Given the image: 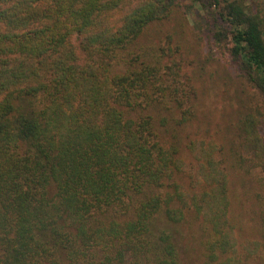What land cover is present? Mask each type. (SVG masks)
Segmentation results:
<instances>
[{"label": "trees", "instance_id": "obj_1", "mask_svg": "<svg viewBox=\"0 0 264 264\" xmlns=\"http://www.w3.org/2000/svg\"><path fill=\"white\" fill-rule=\"evenodd\" d=\"M188 1L264 97V0ZM184 2L0 0V264H183L188 222L201 264H259L264 243L232 220L229 168L264 174V113L242 115L229 160L195 139L186 163L153 113L177 127L196 116L178 51L158 48L167 64L132 51Z\"/></svg>", "mask_w": 264, "mask_h": 264}, {"label": "rangeland", "instance_id": "obj_2", "mask_svg": "<svg viewBox=\"0 0 264 264\" xmlns=\"http://www.w3.org/2000/svg\"><path fill=\"white\" fill-rule=\"evenodd\" d=\"M176 6L171 16L155 24L132 49L136 53H146L151 58L162 56L159 47L170 46L178 51L173 59L180 61L182 74L190 79L195 89V118L185 126L177 127L171 112L154 109L157 124L162 130V139L167 145L175 144L181 150L186 163L193 161L188 154L187 144L195 139L214 140L223 145L221 155L229 160L236 151L239 122L243 114L258 109L264 113V97L243 75L229 54H223L212 40L214 27L206 12L194 9L188 0ZM143 49L144 51H140ZM150 58V59H151ZM144 59V57L142 58ZM165 118L167 120H165ZM264 137V117L259 126ZM231 181L232 220L236 232L243 240L264 243L261 222L262 195L261 179L264 174L259 169L229 168ZM186 185L185 177L179 180ZM202 230L197 222L184 223L176 228V241L182 255L183 264H201ZM264 264V253L258 260Z\"/></svg>", "mask_w": 264, "mask_h": 264}]
</instances>
